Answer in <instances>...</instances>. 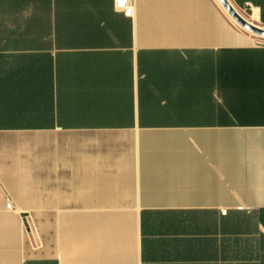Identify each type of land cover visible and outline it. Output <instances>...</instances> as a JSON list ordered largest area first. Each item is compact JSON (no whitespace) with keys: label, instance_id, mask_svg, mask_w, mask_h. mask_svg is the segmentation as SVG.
<instances>
[{"label":"crops","instance_id":"obj_1","mask_svg":"<svg viewBox=\"0 0 264 264\" xmlns=\"http://www.w3.org/2000/svg\"><path fill=\"white\" fill-rule=\"evenodd\" d=\"M130 1L0 0V264H264V41Z\"/></svg>","mask_w":264,"mask_h":264},{"label":"water","instance_id":"obj_2","mask_svg":"<svg viewBox=\"0 0 264 264\" xmlns=\"http://www.w3.org/2000/svg\"><path fill=\"white\" fill-rule=\"evenodd\" d=\"M228 14L245 30L257 36L264 37V27L259 26L240 14L229 0H219Z\"/></svg>","mask_w":264,"mask_h":264},{"label":"built area","instance_id":"obj_3","mask_svg":"<svg viewBox=\"0 0 264 264\" xmlns=\"http://www.w3.org/2000/svg\"><path fill=\"white\" fill-rule=\"evenodd\" d=\"M116 7L121 9L127 16H131L133 5L130 0H115ZM225 212V211H224Z\"/></svg>","mask_w":264,"mask_h":264},{"label":"rangeland","instance_id":"obj_4","mask_svg":"<svg viewBox=\"0 0 264 264\" xmlns=\"http://www.w3.org/2000/svg\"><path fill=\"white\" fill-rule=\"evenodd\" d=\"M232 18V17H231ZM233 19V18H232ZM234 20V19H233ZM236 22V21H235ZM251 33V32H250ZM253 34V33H252ZM254 36H256V38H258L259 40H261V41H264V37H260V36H257V35H255V34H253Z\"/></svg>","mask_w":264,"mask_h":264},{"label":"bare ground","instance_id":"obj_5","mask_svg":"<svg viewBox=\"0 0 264 264\" xmlns=\"http://www.w3.org/2000/svg\"><path fill=\"white\" fill-rule=\"evenodd\" d=\"M33 189H34V187H32ZM34 192H35V190H34ZM36 194V193H35ZM36 197V196H35Z\"/></svg>","mask_w":264,"mask_h":264},{"label":"snow or ice","instance_id":"obj_6","mask_svg":"<svg viewBox=\"0 0 264 264\" xmlns=\"http://www.w3.org/2000/svg\"><path fill=\"white\" fill-rule=\"evenodd\" d=\"M121 2H122V0H121Z\"/></svg>","mask_w":264,"mask_h":264}]
</instances>
